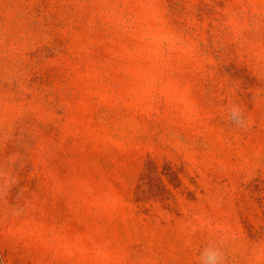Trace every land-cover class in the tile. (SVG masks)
I'll return each instance as SVG.
<instances>
[{"label": "rangeland", "instance_id": "1", "mask_svg": "<svg viewBox=\"0 0 264 264\" xmlns=\"http://www.w3.org/2000/svg\"><path fill=\"white\" fill-rule=\"evenodd\" d=\"M209 251L264 264V0H0V264Z\"/></svg>", "mask_w": 264, "mask_h": 264}, {"label": "clouds", "instance_id": "2", "mask_svg": "<svg viewBox=\"0 0 264 264\" xmlns=\"http://www.w3.org/2000/svg\"><path fill=\"white\" fill-rule=\"evenodd\" d=\"M218 253L216 251H209L207 253V264H216Z\"/></svg>", "mask_w": 264, "mask_h": 264}, {"label": "trees", "instance_id": "3", "mask_svg": "<svg viewBox=\"0 0 264 264\" xmlns=\"http://www.w3.org/2000/svg\"><path fill=\"white\" fill-rule=\"evenodd\" d=\"M151 169L147 167L146 171L144 173H150Z\"/></svg>", "mask_w": 264, "mask_h": 264}]
</instances>
